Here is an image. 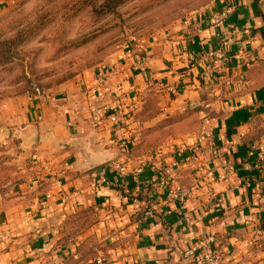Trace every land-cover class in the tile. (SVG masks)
<instances>
[{
  "label": "crops",
  "instance_id": "crops-1",
  "mask_svg": "<svg viewBox=\"0 0 264 264\" xmlns=\"http://www.w3.org/2000/svg\"><path fill=\"white\" fill-rule=\"evenodd\" d=\"M217 3L236 5L220 27L197 13L116 67L4 105L0 264H192L206 238L221 264H264V0Z\"/></svg>",
  "mask_w": 264,
  "mask_h": 264
},
{
  "label": "rangeland",
  "instance_id": "rangeland-1",
  "mask_svg": "<svg viewBox=\"0 0 264 264\" xmlns=\"http://www.w3.org/2000/svg\"><path fill=\"white\" fill-rule=\"evenodd\" d=\"M217 1L125 0L110 9L114 0H8L0 9V44L14 60L0 66V116L10 99L44 96L116 67L148 39L215 11Z\"/></svg>",
  "mask_w": 264,
  "mask_h": 264
},
{
  "label": "built area",
  "instance_id": "built-area-1",
  "mask_svg": "<svg viewBox=\"0 0 264 264\" xmlns=\"http://www.w3.org/2000/svg\"><path fill=\"white\" fill-rule=\"evenodd\" d=\"M236 10V5L231 4L227 7L215 10L211 12L207 17H203L202 20L196 21L195 25L199 28L206 22L211 27H220L223 22L227 21L228 17ZM191 31V30H190ZM215 61L214 67H212V72L220 71L224 67V61L221 59V53L212 52L209 55ZM242 80V79H241ZM125 116L120 113H115L109 117L110 123L120 126V130H123V122ZM119 146L128 150L129 142L126 138H122L119 142ZM199 153V152H198ZM199 155V154H198ZM197 157V156H196ZM196 160V159H195ZM260 165L264 167V149L260 157ZM125 169L121 168V172ZM210 176H214L211 172ZM164 185H168V182H162ZM190 193L189 189H184L180 185H176L170 189L169 198L172 200H177L179 202H184ZM183 258L192 262V264H221L222 255L218 251L215 240L212 238H206L199 242L191 244L189 249L184 251ZM95 264H108L103 257H98L95 260Z\"/></svg>",
  "mask_w": 264,
  "mask_h": 264
},
{
  "label": "trees",
  "instance_id": "trees-1",
  "mask_svg": "<svg viewBox=\"0 0 264 264\" xmlns=\"http://www.w3.org/2000/svg\"><path fill=\"white\" fill-rule=\"evenodd\" d=\"M125 0H114V3L110 9L120 6ZM5 44H0V66L8 65L13 62L14 54L11 51H6L4 49Z\"/></svg>",
  "mask_w": 264,
  "mask_h": 264
}]
</instances>
